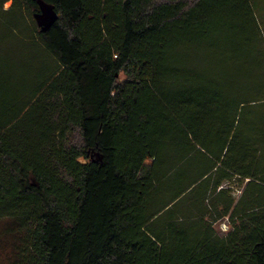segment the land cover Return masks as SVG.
<instances>
[{"label": "trees", "instance_id": "obj_1", "mask_svg": "<svg viewBox=\"0 0 264 264\" xmlns=\"http://www.w3.org/2000/svg\"><path fill=\"white\" fill-rule=\"evenodd\" d=\"M5 1L8 264H264L258 0Z\"/></svg>", "mask_w": 264, "mask_h": 264}, {"label": "rangeland", "instance_id": "obj_2", "mask_svg": "<svg viewBox=\"0 0 264 264\" xmlns=\"http://www.w3.org/2000/svg\"><path fill=\"white\" fill-rule=\"evenodd\" d=\"M11 5V0H7L4 2L3 7L4 8H9ZM258 7L256 9V15L259 20L264 22V0H258ZM12 58L16 59V56L12 54ZM20 61L22 59L20 58ZM19 61V64H20ZM22 64V63H21ZM20 64V65H21ZM29 66H19V68L16 70L18 72H21L24 69H28ZM207 161L202 157L201 153H195L190 156L184 163H183V168L186 169H191L194 172H199L202 171L204 167H206ZM236 193H239L237 191ZM9 222L4 221L0 222V264H8L9 261L13 260L14 255H15V233L10 234L7 232V227ZM220 228V227H219ZM222 231V230H221Z\"/></svg>", "mask_w": 264, "mask_h": 264}, {"label": "water", "instance_id": "obj_3", "mask_svg": "<svg viewBox=\"0 0 264 264\" xmlns=\"http://www.w3.org/2000/svg\"><path fill=\"white\" fill-rule=\"evenodd\" d=\"M39 10L33 14V18L41 32L46 31L57 19L54 6L44 0H37Z\"/></svg>", "mask_w": 264, "mask_h": 264}, {"label": "built area", "instance_id": "obj_4", "mask_svg": "<svg viewBox=\"0 0 264 264\" xmlns=\"http://www.w3.org/2000/svg\"><path fill=\"white\" fill-rule=\"evenodd\" d=\"M220 229H221L222 231H226V230L228 229V225L226 224L225 221H222V222L220 223Z\"/></svg>", "mask_w": 264, "mask_h": 264}]
</instances>
